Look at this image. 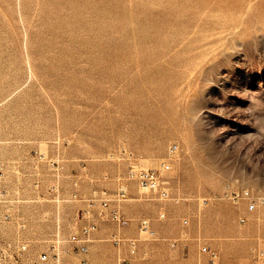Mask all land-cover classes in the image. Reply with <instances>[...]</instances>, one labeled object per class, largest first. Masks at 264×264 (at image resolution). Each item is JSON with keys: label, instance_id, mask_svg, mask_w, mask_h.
Returning <instances> with one entry per match:
<instances>
[{"label": "rangeland", "instance_id": "374dc122", "mask_svg": "<svg viewBox=\"0 0 264 264\" xmlns=\"http://www.w3.org/2000/svg\"><path fill=\"white\" fill-rule=\"evenodd\" d=\"M161 162L167 199L126 178ZM102 190L129 224L80 253ZM203 243L264 264V0H0V264H209Z\"/></svg>", "mask_w": 264, "mask_h": 264}, {"label": "built area", "instance_id": "2783aa9c", "mask_svg": "<svg viewBox=\"0 0 264 264\" xmlns=\"http://www.w3.org/2000/svg\"><path fill=\"white\" fill-rule=\"evenodd\" d=\"M170 169V165L167 162H161L156 168H143L135 164H130L127 170V180L133 181L138 187L147 190L153 196L163 200L169 197L167 189V181L164 180L163 174ZM118 195L125 196V189L121 187ZM73 196H76L74 194ZM98 199L97 208L94 213L87 217L86 223L80 226L78 231L71 232L68 236V241L76 247L80 253H86L88 246L91 242L90 236L97 228L98 221H109L116 225L117 228H124L129 224L128 218L125 217L121 211L117 201H112L107 194V190H102ZM223 198H226L234 205L245 203L248 209L252 210L257 206L256 196L248 187L245 186H232L227 185L221 193ZM86 212L85 214H87ZM163 217L164 214L160 213ZM84 217L82 212L81 218ZM240 222H244V218L239 219ZM183 223L187 222V219H183ZM148 228V222L145 219L139 221V229L146 231ZM111 242L114 246L120 247L124 245L129 255L133 256L137 250L138 240L135 237H123L119 233L111 234ZM25 249V245L22 246ZM200 250L209 255V264H218V254L209 248L206 244L200 245ZM46 254H42L41 259H46ZM87 264V261H83ZM122 264H127V261L123 260Z\"/></svg>", "mask_w": 264, "mask_h": 264}]
</instances>
